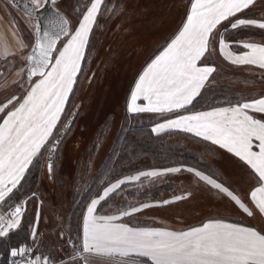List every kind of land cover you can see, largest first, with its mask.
Returning a JSON list of instances; mask_svg holds the SVG:
<instances>
[{
    "label": "snow or ice",
    "instance_id": "obj_1",
    "mask_svg": "<svg viewBox=\"0 0 264 264\" xmlns=\"http://www.w3.org/2000/svg\"><path fill=\"white\" fill-rule=\"evenodd\" d=\"M255 3L256 0H192L186 18L170 42H166L139 75L127 104L128 113H158L164 118L152 129L153 133L169 129L190 133L236 158L255 181L246 198L227 186L216 172L191 167L184 171L192 174L197 185L214 190L235 210L254 219L257 212L264 217V115H253L264 114V98L237 101L229 107L194 114L185 115L181 110L201 94L215 71L205 61L206 53L215 47L217 39L222 55L225 48H232L224 37L229 27L264 29V20L241 15ZM54 4L55 0H31L26 6V17L36 21L32 26L33 43L17 39V49L12 52L0 41L5 58L18 55L22 60L20 78L12 83L23 90V94L13 95L0 104V207L8 205L6 215H0V238L8 237L19 228L23 212L21 202L11 203L14 191L30 166L39 165L45 151L49 174L53 171L52 156L71 128V122L62 121V115L89 55L90 38L102 0H92L75 27H70L55 8L51 9L55 18L41 23L44 10ZM10 27L16 37L19 25L13 22ZM234 43L246 51L230 53L227 57L230 63L264 69V45L243 40ZM27 48L30 51L25 54ZM141 100L144 103L138 104ZM166 171L177 173L181 168ZM157 175L153 171L120 179L92 198L82 213V246L77 248L72 244L77 253L73 259L78 257L84 264H92L95 257L109 262L120 258V264H137L136 257H146L150 264H264V227L259 225L227 221L222 217H210L198 226L181 230L129 226L122 222L125 217L153 207L151 203L118 206L114 214H98L102 202L107 203L121 185L138 181L141 176ZM186 198L181 195L174 199ZM169 203L168 200L161 202L162 205ZM35 234L33 229L34 239ZM29 251L26 247L13 248L11 255L23 258ZM24 264H50V258L37 256Z\"/></svg>",
    "mask_w": 264,
    "mask_h": 264
},
{
    "label": "rangeland",
    "instance_id": "obj_2",
    "mask_svg": "<svg viewBox=\"0 0 264 264\" xmlns=\"http://www.w3.org/2000/svg\"><path fill=\"white\" fill-rule=\"evenodd\" d=\"M189 1L102 0L90 38L89 55L62 115L65 122L78 109L75 120L55 154L51 176L46 170L48 152L45 151L38 187L20 201L23 212L20 226L29 228L30 243L29 247H25L30 249L32 258L39 253V256L49 257L52 263L76 252L72 244L75 243L77 248L80 244L78 231L82 210L85 211L105 181L121 173L112 172L99 181L101 171L106 168L108 157L117 143L123 121L129 125L123 114L124 101L132 82L143 62L178 29ZM91 2L61 0L55 7L68 19L70 27H75ZM245 16L264 20V0ZM13 22L20 29L16 37L11 33ZM33 25L27 17L0 0V41L4 42L8 51L12 47L10 43L13 44V52L16 51L17 39L33 43ZM238 31V34H229L230 41L264 42V29L248 27ZM27 51L30 48L25 49V54ZM21 64L18 55L0 60V69L5 68L0 74V104L13 95L23 94V90L12 83L20 78ZM238 74L244 75L241 71ZM217 99L210 104L227 103L233 98L224 96ZM7 207H0V215H6ZM217 207L235 212L230 203L219 202L208 193L200 192L188 204L176 209L174 217L185 223L196 222L220 213ZM75 213L77 222L73 223Z\"/></svg>",
    "mask_w": 264,
    "mask_h": 264
},
{
    "label": "crops",
    "instance_id": "obj_3",
    "mask_svg": "<svg viewBox=\"0 0 264 264\" xmlns=\"http://www.w3.org/2000/svg\"><path fill=\"white\" fill-rule=\"evenodd\" d=\"M262 1L263 0H256L255 5L249 9H246L245 12L241 15L245 16L248 11L253 10L256 6H259ZM191 2L192 0H190L187 4L183 20L186 18V12L190 9ZM176 31H174L168 37L165 43L160 48L155 50L154 53H152L139 68L137 75L134 78V81L132 82L129 92L125 98L123 116L127 117V119L129 120V127L149 124L150 131L153 135H170L171 144L176 147L190 151L196 155L202 165L201 168H198L199 170L206 172L212 171L218 173L220 178L226 183L227 186H230V188L237 194H239L242 198H246L250 193L252 187L255 185V181L248 175V172L245 171V169L242 168L236 162V158L232 157L231 154L225 153L224 150L219 149L215 145H211L210 142L202 141L200 138L195 137L190 133H184L176 129H169L163 132L153 133L152 129L156 126V124L164 121V118L161 117L160 114L128 113L127 111V104L131 96V90L134 88L135 82L139 78V75L142 74L144 68H146L147 65L151 63L152 59H154L155 56L158 55L160 51H162L163 47L166 46V42H170V38L174 35ZM236 31L238 30L232 31V29L229 27V30L224 33L225 40L231 43L233 46L231 49L225 48L223 55L221 54L219 49L218 39L216 41L215 47L210 48L209 52L206 53L205 62L208 66L214 67L215 71L212 73V76L209 77V80L206 82L205 87L201 89V94L197 96L194 101L198 98H205L210 96L215 97L217 96V94L220 93L224 94L226 97L230 96L233 99L230 102L217 103L216 105L210 106L205 109L186 111L192 105L190 104L187 106L186 109L181 110L182 114L187 115L194 114L200 111H211L214 108L218 107H229L231 105H234L237 101L250 102L254 99L264 98V69H261L254 65L233 64L230 63L229 59L227 58L229 57L230 53L242 54L243 51H246L235 46L234 42L228 40V37L230 36L229 34H232V32L236 33ZM9 32H11V29H9ZM10 38L12 39V35ZM244 41L264 45V42H255L252 40ZM10 45H12V47H10L9 51L13 52V44L10 43ZM4 58L5 50L2 48V46H0V60ZM234 71H236L237 73H234ZM238 71L243 72L244 75H239ZM255 86L260 87V89H256ZM137 103L143 104L144 101L141 100ZM253 115L260 116L264 114L254 113ZM167 116L174 118L175 114H167ZM150 165L151 162L149 160L142 159L138 163H136L132 167V169H129L132 171L131 174L122 176L118 180L126 179L129 176H136L140 173L153 171L159 173V175L155 177L141 176L140 180L138 181L121 185V188L118 189L108 198L107 203L102 202L103 207L99 208L98 214H114L118 206H140L144 203H151L154 205L153 207L147 208L144 211L136 213L131 217H125L122 222L128 224L129 226H148L156 228H168L170 230H181L187 229L190 226H198L202 221H205L210 218L207 216L196 222L185 223L180 218L176 219L174 217L175 210L180 208L181 206H184V204H188L191 199L194 198V196L198 193L200 194V192H206L213 199H216L219 202L226 201L222 200L219 196H217L214 190H210L203 184L197 185L194 182L192 174L188 173L187 171H184V169L189 168L188 166L169 167L181 168L180 172L171 173L166 171L169 168H153ZM181 195L187 196V198L181 200L174 199L176 196ZM165 200L171 201V203L167 205H162L161 202ZM246 202L249 204L250 207H253V210L255 212L254 206L251 205L250 201L246 200ZM218 208L219 207H217L216 210ZM218 210L220 213H215L213 214L215 216L212 217H222L227 221H235L238 223H251L254 226L259 225L261 227H264V217H260L258 212L256 213V218L254 219L252 217H247L245 214L240 213L235 209V212L223 210L220 208ZM82 228L83 218L81 222V237L78 248L82 246ZM10 256H12L11 252ZM76 256L77 253L72 252L70 256L57 259L52 263L50 261V264H84V261L78 257L76 259H73V257ZM36 257L37 256H35L32 260H34ZM135 259L137 261V264H140L141 261H147L146 257H136ZM92 264H120V258L109 262L106 260V258L95 257L92 258ZM147 264H150V261H147Z\"/></svg>",
    "mask_w": 264,
    "mask_h": 264
},
{
    "label": "trees",
    "instance_id": "obj_4",
    "mask_svg": "<svg viewBox=\"0 0 264 264\" xmlns=\"http://www.w3.org/2000/svg\"><path fill=\"white\" fill-rule=\"evenodd\" d=\"M238 32L239 31L235 34H238ZM247 34L252 35V33ZM230 37L231 36L228 37V40ZM219 96L225 95L220 93L215 97L210 96L198 98L186 111L205 109L216 105L217 102L214 104H210V102L217 101ZM170 139V135H153L150 131L149 124L129 127L126 124V121H123L119 131L117 143L113 147L110 157H108L106 168L101 171L102 177L99 181L103 178V176H106L107 174L111 175L112 172L121 171V173L118 174L117 177L112 179L109 178L108 181H105L98 190V193L100 194L105 186L118 180L120 177L131 174L132 171L129 170V167L131 168L132 165L138 163L142 159L149 160L151 162L150 166L153 168H169L179 166H188L196 169L201 168L202 165L195 154L174 146L171 144ZM42 160L43 158L41 157L38 166H30L24 179L21 181V184L18 186L17 190L14 191V197L11 201L12 204L20 202L26 195L35 192V189H37L41 179ZM82 213L80 215V231H78L79 242L81 237ZM76 217L77 213L73 216V223H75V221L77 222ZM29 243V228L24 226H19V228L11 231L9 236L6 238H0V264L7 263L10 252L13 248H19L22 246L29 247ZM37 254H35L34 257L39 256V253Z\"/></svg>",
    "mask_w": 264,
    "mask_h": 264
},
{
    "label": "water",
    "instance_id": "obj_5",
    "mask_svg": "<svg viewBox=\"0 0 264 264\" xmlns=\"http://www.w3.org/2000/svg\"><path fill=\"white\" fill-rule=\"evenodd\" d=\"M58 1H60V0H55V3L58 2ZM20 4L22 5V6H21V10L25 13L26 6L29 5V3L25 2L24 0H21ZM52 8H55L54 5H51L50 8L44 10V12H43V19H42V21H41L42 24L45 23L49 18H52V19L55 18V15H54L53 11L51 10ZM59 14H60V16H62L63 18L67 19V18H66L63 14H61L60 12H59ZM67 21H68V20H67ZM35 22H36V21H35ZM76 114H77V109H75V110L72 112V114H71V115L69 116V118L65 121V123L71 122V125H72V123H73V121H74V119H75ZM65 136H66V135H65ZM65 136L62 137V140L64 139ZM55 154H56V152H55V153L53 154V156H52V163H53V160H54ZM47 158H48V153H47V156H46V170H47V173H48V175H49V177H50L51 175L49 174V171H48Z\"/></svg>",
    "mask_w": 264,
    "mask_h": 264
},
{
    "label": "flooded vegetation",
    "instance_id": "obj_6",
    "mask_svg": "<svg viewBox=\"0 0 264 264\" xmlns=\"http://www.w3.org/2000/svg\"><path fill=\"white\" fill-rule=\"evenodd\" d=\"M5 2H7V4L8 5H10L13 9H15L16 11H18V12H20L21 14H23L25 17H26V14L21 10V4H20V2H21V0H14V2H13V0H4ZM25 2H27V3H31V0H24ZM61 1V0H60ZM59 2V1H58ZM57 3V2H56ZM56 3L54 4V7H55V5H56ZM55 9H56V7H55ZM57 10V9H56ZM58 11V10H57ZM59 12V11H58ZM31 22H33L34 23V25H35V20L34 19H30V18H28ZM68 20V19H67ZM69 22V21H68ZM69 26H70V23H69ZM5 68H3V70H4ZM3 70L2 69H0V74H2V72H3Z\"/></svg>",
    "mask_w": 264,
    "mask_h": 264
},
{
    "label": "built area",
    "instance_id": "obj_7",
    "mask_svg": "<svg viewBox=\"0 0 264 264\" xmlns=\"http://www.w3.org/2000/svg\"><path fill=\"white\" fill-rule=\"evenodd\" d=\"M26 260H32V253L29 252L26 256L22 257H12L10 256L7 264H14V262H18V264H24Z\"/></svg>",
    "mask_w": 264,
    "mask_h": 264
},
{
    "label": "bare ground",
    "instance_id": "obj_8",
    "mask_svg": "<svg viewBox=\"0 0 264 264\" xmlns=\"http://www.w3.org/2000/svg\"><path fill=\"white\" fill-rule=\"evenodd\" d=\"M222 158V157H221Z\"/></svg>",
    "mask_w": 264,
    "mask_h": 264
}]
</instances>
